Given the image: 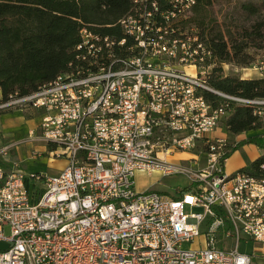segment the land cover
Returning a JSON list of instances; mask_svg holds the SVG:
<instances>
[{
    "label": "built area",
    "instance_id": "1",
    "mask_svg": "<svg viewBox=\"0 0 264 264\" xmlns=\"http://www.w3.org/2000/svg\"><path fill=\"white\" fill-rule=\"evenodd\" d=\"M163 2L132 0L119 39L83 27L75 64L0 102L39 108L29 133L65 160L53 174L0 164V264H249L241 239L264 256V170L227 171L235 142L211 135L230 102L264 99L211 87V51L174 24L195 0ZM253 68L264 74V60ZM203 90L222 100L214 105ZM12 144L0 146V158ZM137 172L182 174L190 188L180 199L136 190ZM184 201L203 211H182ZM214 206L229 226L200 231Z\"/></svg>",
    "mask_w": 264,
    "mask_h": 264
},
{
    "label": "trees",
    "instance_id": "2",
    "mask_svg": "<svg viewBox=\"0 0 264 264\" xmlns=\"http://www.w3.org/2000/svg\"><path fill=\"white\" fill-rule=\"evenodd\" d=\"M160 6L167 5L159 0ZM232 3L226 20L208 18L206 9L213 3ZM132 9V0H0V102L10 95H23L36 90L60 72L68 70L80 50V29L119 39L124 36L118 20ZM198 28V36L211 51L210 68L206 81L217 90L246 98L264 99V75L241 77L223 72V63L246 66L252 60L248 48H264V0H195L187 20ZM209 62V60H207ZM206 99L219 104L220 96L203 90ZM225 118L226 130L232 133L252 131L230 146L227 156L241 144L252 143L260 153L239 170H264V104L230 102ZM262 109V114L254 109ZM259 130V131H257ZM47 149L52 146L47 144ZM8 168L10 163L0 158ZM33 182L26 180L27 189ZM183 186L174 199H180L189 189ZM161 192V191H159ZM165 193L164 191L161 192ZM208 222L224 218L223 209L213 207ZM212 226L220 231L229 225Z\"/></svg>",
    "mask_w": 264,
    "mask_h": 264
},
{
    "label": "rangeland",
    "instance_id": "3",
    "mask_svg": "<svg viewBox=\"0 0 264 264\" xmlns=\"http://www.w3.org/2000/svg\"><path fill=\"white\" fill-rule=\"evenodd\" d=\"M232 3H213L206 9V15L208 18L216 19L218 21L226 20L231 12ZM191 14V10L184 13L174 22L175 26L181 33L186 35L197 34L199 28L192 22H188V18ZM247 51L252 55V60L246 66H239L234 63H223V72L227 74L239 75L241 77L263 76L259 71L253 68V64L260 60H264V48L255 49L248 48ZM41 114V110L33 106H17L2 107L0 108V128L3 129V140L0 146L4 144H11L8 149V157H10V165L12 162L17 163V167L26 172H41L44 174H53L59 171L64 164L63 158H56L47 152V143L35 139L29 133V128L36 126L38 117ZM259 131V130H257ZM248 132H242L239 136L234 137L233 134L226 130L224 118L220 120L218 125L212 131L213 136H223L234 145L243 137L247 136ZM245 144V143H244ZM237 146L229 155L225 161V169L229 172L239 169L242 166L249 164L251 159L260 152V149L256 145H244ZM233 145V146H234ZM40 151L41 154L36 155L33 152ZM186 155V154H182ZM8 159V158H7ZM7 162V161H6ZM9 165V167H10ZM242 165V166H241ZM240 166V167H239ZM238 167V168H237ZM236 168V169H235ZM234 169V170H233ZM188 179L182 174H158L155 172L144 173L137 172L135 175L134 188L136 190H142L144 188L156 189L158 191H164L169 197L178 194L179 190L187 185ZM182 211H203V208L199 203L197 205H190L189 202L184 201L182 204ZM209 215L200 224V231L206 230L209 225L213 226L216 220L208 222ZM7 231V230H6ZM219 234V233H218ZM218 237H221V235ZM231 241V238H228ZM201 242V236L195 238L194 241L183 243L184 246L196 245ZM257 242L249 241L245 242L241 239L238 244V249L251 254V262L249 264H264V256H259L253 253L254 246H257Z\"/></svg>",
    "mask_w": 264,
    "mask_h": 264
},
{
    "label": "crops",
    "instance_id": "4",
    "mask_svg": "<svg viewBox=\"0 0 264 264\" xmlns=\"http://www.w3.org/2000/svg\"><path fill=\"white\" fill-rule=\"evenodd\" d=\"M40 117H41V114H40L39 117L37 118V119H38L37 123L40 121V119H39ZM37 123H36V124H37ZM0 124H1V123H0ZM225 127H226V126H225ZM246 132H248V133H252V131H246ZM229 133L233 134L234 136L230 137L229 135H227L228 137H225V138H229V137H230V138L240 137L239 135H240L242 132H241V133H232V132L229 131ZM211 134H212V133H211ZM4 135H5V134L3 133V129L0 128V144H1L2 140H3V136H4ZM221 137H223V136H221ZM250 144H251V143H245L244 145L247 146V145H250ZM251 145H253V144H251ZM254 146H255V145H254ZM256 147H257V146H256ZM257 148H258V147H257ZM260 152H261V151H260ZM260 152H259V153H260ZM259 153L257 152V154H259ZM257 154H256L254 157H256ZM186 155H187V154H186ZM186 155L178 154V156H186ZM187 156H188V155H187ZM228 157H229V156H228ZM254 157H253V158H254ZM253 158H252V159H253ZM1 159L4 160V161H7V162L10 161V160H9L10 157H8V159H3V158H1ZM64 163H65V160H64ZM63 165H64V164H63ZM63 165H62V166H63ZM62 166H61V167H62ZM241 166H242V165H241ZM239 167H240V166H239ZM237 168H238V167H237ZM235 169H236V168H235ZM233 170H234V169H233ZM231 171H232V170H231Z\"/></svg>",
    "mask_w": 264,
    "mask_h": 264
}]
</instances>
